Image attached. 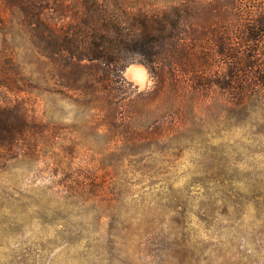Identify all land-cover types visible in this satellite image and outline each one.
<instances>
[{"label": "rangeland", "instance_id": "1", "mask_svg": "<svg viewBox=\"0 0 264 264\" xmlns=\"http://www.w3.org/2000/svg\"><path fill=\"white\" fill-rule=\"evenodd\" d=\"M83 72L99 75L82 63L73 78ZM123 76L139 92L154 84L139 64ZM246 89L184 111L165 144L142 149L114 146L73 92L54 96L51 128L75 144L65 161L49 149L0 166V264H264V98ZM148 110L141 123L158 120Z\"/></svg>", "mask_w": 264, "mask_h": 264}, {"label": "trees", "instance_id": "2", "mask_svg": "<svg viewBox=\"0 0 264 264\" xmlns=\"http://www.w3.org/2000/svg\"><path fill=\"white\" fill-rule=\"evenodd\" d=\"M29 59L44 66L43 84ZM82 63L99 75L73 78ZM132 64L153 78L149 91L124 78ZM246 88L264 98V0H0V166L49 149L71 156L74 139L45 111L68 91L76 111L100 114L114 146L142 149L165 144L184 111ZM148 109L158 120L141 123Z\"/></svg>", "mask_w": 264, "mask_h": 264}, {"label": "bare ground", "instance_id": "3", "mask_svg": "<svg viewBox=\"0 0 264 264\" xmlns=\"http://www.w3.org/2000/svg\"><path fill=\"white\" fill-rule=\"evenodd\" d=\"M130 76L133 80H135L138 84L142 85L145 82V75L144 72L140 69L130 70Z\"/></svg>", "mask_w": 264, "mask_h": 264}]
</instances>
